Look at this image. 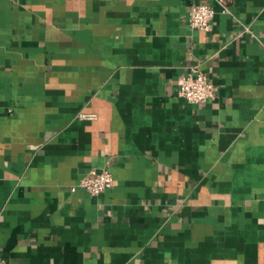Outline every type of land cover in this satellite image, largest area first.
Instances as JSON below:
<instances>
[{"label": "crops", "instance_id": "0c3cea01", "mask_svg": "<svg viewBox=\"0 0 264 264\" xmlns=\"http://www.w3.org/2000/svg\"><path fill=\"white\" fill-rule=\"evenodd\" d=\"M0 264H264V0H0Z\"/></svg>", "mask_w": 264, "mask_h": 264}, {"label": "built area", "instance_id": "2783aa9c", "mask_svg": "<svg viewBox=\"0 0 264 264\" xmlns=\"http://www.w3.org/2000/svg\"><path fill=\"white\" fill-rule=\"evenodd\" d=\"M214 11L205 4L193 5L189 12V25L192 29L201 32L212 30ZM177 95L189 104H204L214 96L213 85L208 81L207 76L197 67L193 66L189 72L182 77ZM90 196L96 197L113 186V177L106 170H91L84 176L78 185ZM74 188H72V191Z\"/></svg>", "mask_w": 264, "mask_h": 264}]
</instances>
